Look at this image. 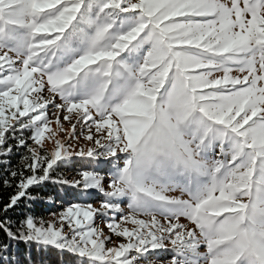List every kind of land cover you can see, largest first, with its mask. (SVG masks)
Here are the masks:
<instances>
[{"label": "snow or ice", "instance_id": "obj_1", "mask_svg": "<svg viewBox=\"0 0 264 264\" xmlns=\"http://www.w3.org/2000/svg\"><path fill=\"white\" fill-rule=\"evenodd\" d=\"M20 148L0 264H264V0H0V164Z\"/></svg>", "mask_w": 264, "mask_h": 264}, {"label": "trees", "instance_id": "obj_2", "mask_svg": "<svg viewBox=\"0 0 264 264\" xmlns=\"http://www.w3.org/2000/svg\"><path fill=\"white\" fill-rule=\"evenodd\" d=\"M45 149L51 150L52 146H49L45 143ZM25 152V149H14L11 156L3 159L10 160V164H0V210L3 209V206L8 203L9 197L15 193L14 187H5L3 185V180L8 178V172L5 169L11 170V168L16 167L20 164V156ZM80 164L77 162L73 164L70 168H60L57 169V173H63V177L67 179H72L75 175V169H78ZM15 183V182H13ZM31 193L35 194L39 192L41 195H56L57 193L60 196H63L64 189L60 185H55L52 183H45L41 187H33L29 190ZM59 200V198H58ZM92 201H95L93 199ZM31 203V207H26V204ZM63 201H59L55 204H48L43 201L37 200L34 202H28L22 199L18 206L10 210L6 215L14 221H19L24 218L26 213H31L36 217H43L44 219L50 215L52 212H58L61 210V204ZM3 213L0 211V218H3ZM0 242H7V238L2 232H0ZM12 251L17 254L19 264H62L61 254L54 248H49L47 251L38 252L33 245L31 249V261L29 262L26 253L28 248L25 244L13 243ZM63 262L68 264L70 261L71 264H76L77 257L67 252L63 253Z\"/></svg>", "mask_w": 264, "mask_h": 264}, {"label": "rangeland", "instance_id": "obj_3", "mask_svg": "<svg viewBox=\"0 0 264 264\" xmlns=\"http://www.w3.org/2000/svg\"><path fill=\"white\" fill-rule=\"evenodd\" d=\"M49 111H52V109H50ZM55 127V125L53 124V128ZM63 127H64V129L65 130H70V128H71V125L68 123V122H63ZM77 131H79V129H77ZM67 136V131H65V132H63V133H61L60 134V139H65V137ZM71 143L77 148V149H79L80 147H87V145H86V142L85 141H83L82 139H80L79 141H77V140H72L71 141ZM49 146H52V144H49V143H47ZM94 206H98V199H95V201H90ZM52 217L50 216V215H48L46 218H45V220H49V219H51ZM101 227H103V225H101ZM105 230V232H107V229L105 228L104 229ZM115 239V238H114ZM109 246H111V245H109Z\"/></svg>", "mask_w": 264, "mask_h": 264}]
</instances>
